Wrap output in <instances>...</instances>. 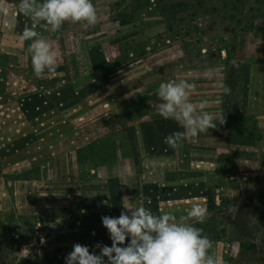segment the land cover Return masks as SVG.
Masks as SVG:
<instances>
[{
    "label": "rangeland",
    "instance_id": "1",
    "mask_svg": "<svg viewBox=\"0 0 264 264\" xmlns=\"http://www.w3.org/2000/svg\"><path fill=\"white\" fill-rule=\"evenodd\" d=\"M120 1L88 32L57 36V67L50 72L55 145L0 144V264H64L74 244L110 246L101 217L128 211L130 186L144 168L136 147L144 144L146 121L161 118L159 85L184 80L193 85L190 99L216 95L215 78L230 84L244 77V37L264 26V0ZM65 39L71 49L64 50ZM7 72L30 79L7 84L15 91L48 84L42 80L48 74L32 78V66ZM230 86L231 97L242 92L240 84ZM9 118L15 124L21 116ZM224 120L229 141L261 133L244 116ZM219 160L224 174L210 178L207 214L195 227L212 242L209 253L219 264H258L263 255L244 242V198L251 192L236 160L226 152Z\"/></svg>",
    "mask_w": 264,
    "mask_h": 264
},
{
    "label": "crops",
    "instance_id": "2",
    "mask_svg": "<svg viewBox=\"0 0 264 264\" xmlns=\"http://www.w3.org/2000/svg\"><path fill=\"white\" fill-rule=\"evenodd\" d=\"M92 2L99 18L116 10V5L121 1ZM18 4L19 0H2L6 11L0 13V144H12L14 140L28 144V140L36 139L50 147L55 145L57 136L56 76L51 77L46 71L42 75L48 74L47 79L42 78L44 83H48L46 86L36 84L31 91L19 92L7 84L21 80L29 82L30 79L26 76L14 77L7 71L10 67L32 66L29 51L31 41L23 39L22 35L26 29L34 28L57 50L58 35L86 33L87 25L65 22L59 31L52 32L46 24L35 26L29 17L18 15ZM12 20L16 21L14 30L7 27ZM61 44H64V50L71 49L66 39ZM32 78L41 80L37 76ZM214 81L221 92L211 97L190 99L197 113L205 111L216 116L224 115V119L244 116L260 129V135L251 139L245 137L244 142H232L224 137L222 130H225L226 124H217L215 129H209V132L197 138H186L173 148L166 137L183 132V127L174 120L162 117L151 125L146 121L144 144L136 147L137 152L144 155V168L138 182L130 186L128 208L143 205L151 208L156 215L170 213L178 219L186 217L194 207L207 210L210 178L223 173L219 155L229 153L244 177V188L251 192L244 198V242L255 244L256 253L263 255V261L260 260L258 264H264V26L254 25L244 37V77L241 76L240 81L231 79L230 84L225 76ZM238 84L241 85V93H234L231 97L229 92L223 91L224 87ZM10 114H18L21 119L12 124ZM233 146L244 148V152L235 153ZM184 222L193 223L194 226L197 224L192 218Z\"/></svg>",
    "mask_w": 264,
    "mask_h": 264
},
{
    "label": "clouds",
    "instance_id": "3",
    "mask_svg": "<svg viewBox=\"0 0 264 264\" xmlns=\"http://www.w3.org/2000/svg\"><path fill=\"white\" fill-rule=\"evenodd\" d=\"M5 11L0 0V13ZM17 14L29 17L35 26L46 24L52 32L59 31L65 22L91 26L98 19L92 0H19ZM15 26V20L7 24L10 30ZM22 35L23 39L31 41L29 51L35 75L40 77L46 71H55L59 53L53 45L34 28L26 29ZM192 88L187 81L169 80L161 83L155 93L159 101L158 115L176 121L184 129L166 137L173 148L186 138H197L225 122L224 115L197 113L190 101ZM223 91L227 93L230 89L224 87ZM123 208L128 211H121L118 217H101L110 246L96 243L90 250L87 245L74 244L65 256L64 264H219L209 253L210 239L193 223L184 222L192 218L196 223H202L207 214L204 207H194L186 217L179 219L170 213L156 215L143 205Z\"/></svg>",
    "mask_w": 264,
    "mask_h": 264
}]
</instances>
